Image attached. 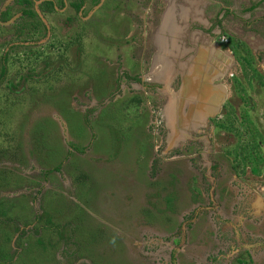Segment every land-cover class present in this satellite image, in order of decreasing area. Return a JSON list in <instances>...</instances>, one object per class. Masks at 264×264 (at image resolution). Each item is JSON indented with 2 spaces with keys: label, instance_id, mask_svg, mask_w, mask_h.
<instances>
[{
  "label": "rangeland",
  "instance_id": "374dc122",
  "mask_svg": "<svg viewBox=\"0 0 264 264\" xmlns=\"http://www.w3.org/2000/svg\"><path fill=\"white\" fill-rule=\"evenodd\" d=\"M43 1L0 0V264H264V62L210 34L230 102L170 147L136 59L162 0Z\"/></svg>",
  "mask_w": 264,
  "mask_h": 264
},
{
  "label": "crops",
  "instance_id": "0c3cea01",
  "mask_svg": "<svg viewBox=\"0 0 264 264\" xmlns=\"http://www.w3.org/2000/svg\"><path fill=\"white\" fill-rule=\"evenodd\" d=\"M162 1L164 7L162 14L157 17L158 20L154 24L151 22L152 26L150 21L147 22L150 30L143 48L146 50L145 46H149L152 55L147 58V65L150 64L148 71L140 75L142 82H150L157 77L162 79L160 81L164 92H168L163 103V113L171 93L172 82L175 81L176 75H179V63L185 65L201 46L206 45L210 46L209 61L211 59V62H223V56L219 54L221 50L214 49L210 43V34H214L219 27H227L238 44L248 47L252 61L261 59L264 62V0ZM137 57L140 58L139 61H146L141 55ZM232 66L233 60L228 69ZM222 85L228 91L226 85ZM135 87H139L140 91L144 90L141 84H135ZM226 98L229 99L228 94ZM170 131V135L174 137L175 128ZM182 134L178 136L182 137Z\"/></svg>",
  "mask_w": 264,
  "mask_h": 264
},
{
  "label": "water",
  "instance_id": "95a60500",
  "mask_svg": "<svg viewBox=\"0 0 264 264\" xmlns=\"http://www.w3.org/2000/svg\"><path fill=\"white\" fill-rule=\"evenodd\" d=\"M102 2L103 0L96 8ZM209 50V45L201 46L194 57L185 65H181L178 70L179 75H176V79L178 76L180 84L177 89H172L163 113L165 127L176 130L174 139L169 144L170 147L178 141V138L188 139L186 133L192 123L204 124L207 119L215 117L223 110L222 104L226 99L227 91L224 85L213 81L219 80L226 73L233 59L220 52L223 62H211L208 58ZM217 65L222 66V69L220 67L216 73ZM204 69H207V72ZM180 133H183L182 137L178 136Z\"/></svg>",
  "mask_w": 264,
  "mask_h": 264
},
{
  "label": "flooded vegetation",
  "instance_id": "af4514ba",
  "mask_svg": "<svg viewBox=\"0 0 264 264\" xmlns=\"http://www.w3.org/2000/svg\"><path fill=\"white\" fill-rule=\"evenodd\" d=\"M63 2H64V4H66V0H63ZM163 2V1H162ZM2 14H3V11H1L0 12V20H2L1 19V17H2ZM228 39H229V43L231 44V49H232V52H233V49L237 46V43L235 42L234 43V40L233 39H231V38H229L228 37ZM146 48H147V45L145 46ZM143 47H142V49H141V51H140V55H141V57H144V60H146L147 61V58L149 57V56H151L152 55V51H150V53H147V52H145L146 50L144 49V51H143ZM143 54V55H142ZM148 54H150V55H148ZM137 60H138V64H140V61H139V59L140 58H136ZM146 65H147V62H146ZM141 74H143V73H141ZM141 76L142 75H138V79H139V81H141L142 82V78H141ZM141 79V80H140ZM174 82H172V84H173ZM179 84H180V82H179V80H178V84H177V86H175L176 87V89L178 88V86H179ZM230 102V99H225V101H224V103L222 104V105H225L226 103H229ZM217 116V115H216ZM215 116V117H216ZM214 118V117H213ZM213 118H209V119H207L206 120V122L204 123V124H200V123H195V124H191V126H190V129H189V131L186 133L187 134V138L188 139H192V140H199V139H207V141H208V137L206 138V136L205 135H203V133L202 134H200V135H198V133H197V135H195V133H194V130H196V129H198V127L199 126H203V125H206V127L207 128H211V132H213V133H215L214 131H217L218 132V126H217V124L216 125H210V123H211V121L213 120ZM165 120V119H164Z\"/></svg>",
  "mask_w": 264,
  "mask_h": 264
},
{
  "label": "trees",
  "instance_id": "16d2710c",
  "mask_svg": "<svg viewBox=\"0 0 264 264\" xmlns=\"http://www.w3.org/2000/svg\"><path fill=\"white\" fill-rule=\"evenodd\" d=\"M26 1V0H25ZM26 3H28L29 4V0H28V2H26ZM83 3H84V0H80V2L79 3H72L71 4V6L75 9V10H78L79 8H80V6L81 5H83ZM41 6H42V9H44V11H46V12H50V11H52L53 9H54V2L52 1V0H44L43 2H42V4H41ZM25 13L26 14H28V16H33V12L32 11H29V10H27V11H25ZM5 18H7V14H5V13H3L2 14V17H1V19L2 20H4ZM52 45H55V43L54 44H52ZM53 47L54 46H49V47H47V48H49V49H53ZM35 51V50H34ZM46 52V51H45ZM32 53H34V52H32ZM6 59H5V57H3V59H2V65H1V67H0V84L3 82V79H4V77H5V73H6ZM45 65H46V67L49 65V61H47L46 63H45ZM49 73V72H48ZM47 73V74H48ZM46 73H44V74H42L43 76L44 75H47ZM60 170V166H57V167H55V168H53V170L51 169L50 170V172L51 171H59ZM3 258H4V260L5 259H7V256L4 254L3 255Z\"/></svg>",
  "mask_w": 264,
  "mask_h": 264
},
{
  "label": "built area",
  "instance_id": "2783aa9c",
  "mask_svg": "<svg viewBox=\"0 0 264 264\" xmlns=\"http://www.w3.org/2000/svg\"><path fill=\"white\" fill-rule=\"evenodd\" d=\"M218 42H219V44H221V45L227 47L228 44H229V43H228V42H229V39H228V37H227L226 35H220V36L218 37Z\"/></svg>",
  "mask_w": 264,
  "mask_h": 264
},
{
  "label": "bare ground",
  "instance_id": "6f19581e",
  "mask_svg": "<svg viewBox=\"0 0 264 264\" xmlns=\"http://www.w3.org/2000/svg\"><path fill=\"white\" fill-rule=\"evenodd\" d=\"M216 67H217V68H216L217 70H216L215 72H217L218 69H219L220 67H221V69H222V66H219V67H218V65H217ZM204 70H205V69H204ZM205 71L207 72V69H206ZM209 74H210V73H209ZM216 75H217V74H216ZM173 139H174V137L171 136V139H170L169 141L172 142Z\"/></svg>",
  "mask_w": 264,
  "mask_h": 264
}]
</instances>
